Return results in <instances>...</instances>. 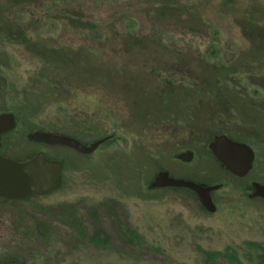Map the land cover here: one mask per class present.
<instances>
[{
	"label": "rangeland",
	"instance_id": "374dc122",
	"mask_svg": "<svg viewBox=\"0 0 264 264\" xmlns=\"http://www.w3.org/2000/svg\"><path fill=\"white\" fill-rule=\"evenodd\" d=\"M11 113L1 154L65 168L57 191L0 200V261L203 264L202 251L231 248L239 263L224 264H260L248 244H264V200L250 197L264 185V0H0V114ZM44 131L108 140L86 156L29 141ZM225 134L255 151L244 179L209 150ZM163 171L221 185L216 211L186 188L152 190ZM81 227L104 229L111 248Z\"/></svg>",
	"mask_w": 264,
	"mask_h": 264
},
{
	"label": "water",
	"instance_id": "95a60500",
	"mask_svg": "<svg viewBox=\"0 0 264 264\" xmlns=\"http://www.w3.org/2000/svg\"><path fill=\"white\" fill-rule=\"evenodd\" d=\"M15 116L13 114L0 115V135L15 129ZM30 142L46 144L49 146H64L88 156L95 152L100 145L108 139L99 140L90 145H83L78 140L68 136L53 135L47 132H35L29 135ZM209 149L222 167L236 178H246L253 170L256 161L253 148L244 143L234 141L226 135L216 136ZM194 154L190 151L178 156L181 162L191 163ZM64 168L58 161H53L37 154L34 159L24 163L8 158L0 157V198L9 201L23 200L36 194H46L57 191L62 185ZM180 188L189 189L198 195L203 207L211 213L216 211L212 200V193L220 188L217 186H205L187 180L171 178L167 172L160 173L153 181L151 189ZM251 198L264 200V185L253 183Z\"/></svg>",
	"mask_w": 264,
	"mask_h": 264
},
{
	"label": "trees",
	"instance_id": "16d2710c",
	"mask_svg": "<svg viewBox=\"0 0 264 264\" xmlns=\"http://www.w3.org/2000/svg\"><path fill=\"white\" fill-rule=\"evenodd\" d=\"M74 139H78L79 141H81L82 143H85L82 139L80 138H75ZM47 157V156H46ZM49 158V157H48ZM28 200V199H26ZM68 211H73V209L67 208ZM118 228L120 229V232L123 234V236L125 237V239H128V241L130 243H133L134 241H137L139 236L138 234L135 233V230H133L131 227L129 228L128 226H124L122 224H118ZM80 230V235H82V237H84V239L89 243V244H93L95 247L103 250V249H110L111 248V240L110 238L107 236V234H105L104 229L99 230L97 232H92L91 234L87 231H85L82 227L79 228ZM250 249H254L257 252H259V262L260 264H264V244L260 245V244H248ZM203 257L205 258V261L203 264H224V260L226 261H232L235 263H239V255L237 254V252L233 249H227L224 252H205L202 251ZM15 260V257L10 256V257H6L5 259H2L0 261V264H17ZM19 264V263H18Z\"/></svg>",
	"mask_w": 264,
	"mask_h": 264
},
{
	"label": "flooded vegetation",
	"instance_id": "af4514ba",
	"mask_svg": "<svg viewBox=\"0 0 264 264\" xmlns=\"http://www.w3.org/2000/svg\"><path fill=\"white\" fill-rule=\"evenodd\" d=\"M17 129V127L15 128V129H13L12 131H10V132H4V133H1V135H0V157L2 158V157H5V158H8V159H11L9 156H7V155H5V154H1V151H2V147L4 146V144H5V142H4V139H5V137H7V136H9V135H11L12 134V132L13 131H15ZM13 160V159H12ZM14 160H16V159H14ZM29 160H31V159H29ZM16 161H18V162H21V163H24V161H19V160H16ZM25 161H28V160H25ZM203 184V183H202ZM5 200V199H4Z\"/></svg>",
	"mask_w": 264,
	"mask_h": 264
}]
</instances>
